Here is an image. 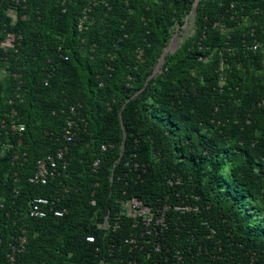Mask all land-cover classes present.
<instances>
[{
  "label": "trees",
  "instance_id": "1",
  "mask_svg": "<svg viewBox=\"0 0 264 264\" xmlns=\"http://www.w3.org/2000/svg\"><path fill=\"white\" fill-rule=\"evenodd\" d=\"M195 3L0 0V65L8 73L0 81V126L13 107L28 125L24 144L12 141L9 152L42 158L68 144L70 163L67 177L34 186L32 167L4 161L0 264L11 262L23 237L28 243L13 264L162 261L152 245L125 243L142 228L127 215L110 219L116 231L100 227L107 210L123 212L116 201L125 195L199 206L198 214L169 213L162 243L173 264H264V53L248 48L264 44V1L200 0L192 33L156 73ZM87 9L90 22L80 31ZM8 35L16 44L4 49ZM73 105L85 122L67 143ZM130 160L140 163L137 171L125 167ZM53 196L47 217L31 216L34 198Z\"/></svg>",
  "mask_w": 264,
  "mask_h": 264
},
{
  "label": "clouds",
  "instance_id": "2",
  "mask_svg": "<svg viewBox=\"0 0 264 264\" xmlns=\"http://www.w3.org/2000/svg\"><path fill=\"white\" fill-rule=\"evenodd\" d=\"M196 2H197V0H196ZM197 6H198V4H197ZM194 8H195V6H194ZM87 11H89V9H87L84 12V16L80 20V23H79L80 31L87 29L88 24L90 22V17L86 15ZM196 12H197V8L193 9L192 12L189 14V16L194 14V22H195V18H196ZM10 15L14 20H16V14L13 10L10 11ZM189 16L187 17V21H188ZM187 21H186V23H187ZM179 27L180 26H178L176 28V30H178ZM193 27H194V24H193ZM192 30H193V28H192ZM175 31H174V34H175ZM9 38L12 39V42L7 44V40ZM16 39H17L16 36L8 35V37L5 39V41L1 45L2 48H4V49L14 48L15 44H16ZM184 39H183V41H184ZM173 40H174V35H173V38L168 45V48H169V46ZM183 41L175 48L176 50L183 43ZM248 48L250 51H253V52H258V51L260 52L261 51L264 53V44L257 42V41H255L253 44L248 46ZM172 51H168V53H174L175 52V51H173V52ZM65 59L67 60L68 57H65ZM163 61H164V58H163ZM161 65H159V66L161 67ZM7 74H8L7 70L4 69L0 65V81L3 80L7 76ZM47 84H48V82L46 83V85ZM16 98H20V94H17ZM20 102L21 103L23 102L22 99H20ZM9 104L14 105L15 103L13 100H10ZM0 108H1V104H0ZM79 108H81V107H79V105L78 106H75V105L70 106L68 118H67V121L65 123V126L63 128V133H62L63 139L67 143H72L76 140L77 133L79 130V125H80V123L85 122ZM25 121H24L23 115H21V112L16 107H13L12 109H10L9 112H7L5 114V116L2 118L1 126H0V176L5 172L4 161L6 159H8L9 164L12 167H15L16 165H18L22 169H27L29 167H32V169L30 171V172H32V174L27 177V181H28V183H30L31 185H34V186H47L50 183L57 182L62 177H67L68 176L67 172H68L69 165H70V163L66 159V156L69 152V145L68 144L66 146H64L63 148H59L55 152H52L50 154H46L42 158H34L30 152L23 150V149H20L18 147H16L17 149L15 151L9 152L14 146L12 141H16L20 145L24 144L23 138L28 132V125ZM36 141H39V140H36ZM102 150L106 151L107 146L102 145ZM133 158H136V155H133ZM139 164L140 163L135 161V160H130L129 162H127L125 164V167L130 168L131 170L137 171V169L139 168ZM99 166H100V161L99 160L95 161L94 170H97ZM18 173H19V171H18ZM18 173L15 174V176H16L15 179L17 181H19V178L17 177ZM6 176L9 177V174H7ZM125 176H127V175H125ZM173 177L179 179L180 184L178 183L177 185L182 184V179L180 177H178L176 175H174ZM43 180H45V182H43ZM112 181H113V177H112ZM169 181H173V180L168 179V182H167L168 184H169ZM59 183L62 185V182H59ZM173 187H174V185H173ZM178 193L180 194V192H178ZM122 196L124 197V194H122ZM125 196L126 197L124 199L116 201V203L119 204V206H121V204H123V202L127 201V199H130L127 197V195H125ZM52 198L53 199L42 198V197L41 198H34L30 202V205L33 208V205H34L36 200L43 199V200H46L47 203L41 204V209L43 210V207L46 206V207H50V211H53L55 208L54 206H56V204H55L56 200H55L54 196ZM177 198L180 200L181 194H180V197H177ZM58 201H60V200H58ZM144 202H153V201H144ZM184 203L189 204L190 203L189 199H186V201H184L183 204ZM190 204L197 206L199 208V206L194 204V203H190ZM90 205L95 208L98 206V203L95 199H91ZM115 211L116 210H107L106 216L109 213H112L113 216H115ZM199 211H200V209H199ZM199 211L197 213H194V214H198ZM44 212L46 213V211H44ZM185 214H189V213H185ZM54 215L56 217H62V216H64V212L56 210ZM181 215H184V214H181ZM44 217H47V213ZM44 217H37V218H44ZM89 237H93V236H89ZM89 237L87 238V240L89 242H91V243L95 242L94 237H93L94 238L93 241H90ZM27 243L28 242H26L23 246L20 244L19 246H13L12 247V253L10 255V261H11V256H14V258L16 260V254L21 253L25 249V245ZM14 247L17 248L16 252H14ZM104 263H105V261H104ZM9 264H11V262H9ZM105 264H107V263H105Z\"/></svg>",
  "mask_w": 264,
  "mask_h": 264
},
{
  "label": "built area",
  "instance_id": "3",
  "mask_svg": "<svg viewBox=\"0 0 264 264\" xmlns=\"http://www.w3.org/2000/svg\"><path fill=\"white\" fill-rule=\"evenodd\" d=\"M12 39L7 40V44L11 43ZM45 182V180H43ZM179 183L177 178L176 184ZM174 182L169 181V185L173 186ZM180 184V183H179ZM177 197H180V194H177ZM47 201L43 199H38L33 205V210L31 216L33 217H44L46 213L41 209V204H46ZM123 212H117L115 216L112 213H109L103 223H101V228L103 230L116 231L118 225H111V220L118 218L119 216L127 215L126 217L132 218L137 224H134V227H142L137 233H131L132 239H126L125 243L131 247V250L134 248H140V243L142 247L145 248L147 245L154 246L155 252L162 256V261L154 259V264H173L171 262V254L173 251L170 249L164 250V245L162 243V238L169 229V213L174 212L176 214H185V213H197L199 208L192 204H179V203H170L169 197L164 199H158L156 202H144L138 198L132 197L127 199V201L122 204ZM90 241H93V237H89ZM26 239L22 238L20 244L23 246L26 243ZM17 251V248L14 247V252ZM176 258H181L179 255H176ZM15 261L14 256H11V264Z\"/></svg>",
  "mask_w": 264,
  "mask_h": 264
},
{
  "label": "rangeland",
  "instance_id": "4",
  "mask_svg": "<svg viewBox=\"0 0 264 264\" xmlns=\"http://www.w3.org/2000/svg\"><path fill=\"white\" fill-rule=\"evenodd\" d=\"M193 24L194 14L189 16L187 23L183 27H179L178 30L175 31L174 38L176 39V37H178V43L174 48H176L186 36L192 33Z\"/></svg>",
  "mask_w": 264,
  "mask_h": 264
},
{
  "label": "bare ground",
  "instance_id": "5",
  "mask_svg": "<svg viewBox=\"0 0 264 264\" xmlns=\"http://www.w3.org/2000/svg\"><path fill=\"white\" fill-rule=\"evenodd\" d=\"M177 43H178V37H176V39L174 38V40L172 41V43L170 44L168 48V51L174 50L175 49L174 47L176 46Z\"/></svg>",
  "mask_w": 264,
  "mask_h": 264
},
{
  "label": "water",
  "instance_id": "6",
  "mask_svg": "<svg viewBox=\"0 0 264 264\" xmlns=\"http://www.w3.org/2000/svg\"><path fill=\"white\" fill-rule=\"evenodd\" d=\"M198 2H199V0H197V2H196V4H195V8H194V9H196V8H197V4H198ZM173 51H176V49H175V50H173ZM173 51H172V52H173ZM167 53H168V47L166 48V50H165V52H164V54H163L162 61H161L160 65L163 63V58H164V56H165ZM159 68H160V66L157 68V70H156L155 72H158Z\"/></svg>",
  "mask_w": 264,
  "mask_h": 264
}]
</instances>
